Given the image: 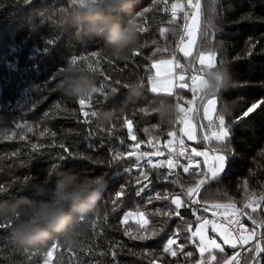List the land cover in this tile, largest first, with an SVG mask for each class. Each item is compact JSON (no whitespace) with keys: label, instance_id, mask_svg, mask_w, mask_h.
<instances>
[{"label":"trees","instance_id":"obj_1","mask_svg":"<svg viewBox=\"0 0 264 264\" xmlns=\"http://www.w3.org/2000/svg\"><path fill=\"white\" fill-rule=\"evenodd\" d=\"M179 1L137 0L135 23L144 29L138 33L140 46L135 50L140 54L133 56L132 52L128 60L116 61L103 51L102 41L77 43L71 36L60 34L50 20H44V15L62 0H0V188L3 189L0 199L44 198L23 191V185L38 179L49 188L54 186V180L48 184L45 178V171L53 169L54 165L61 171L102 175L107 181L97 214L73 248L60 240L49 241L44 249L14 245L8 239L11 228L8 221L0 220L4 225L0 228V264H43L50 250L53 251L49 264H196L200 259L198 242L187 229L191 225L193 230L197 217L207 215L200 208L234 204L243 209L250 198L264 196V104L249 117H243V112L253 103L264 101V0H201L197 49L215 53L216 65L227 63L236 86L225 94L232 101L233 110L224 116L231 134L229 163L226 172L221 174L222 184L219 189H206L205 197L202 193L196 197L198 206L182 207L183 219L175 216L169 219L156 213L174 212L175 205L171 204L174 196H180L187 204V189L198 182L202 169L190 167L193 175L189 177L183 167L170 170L167 164L159 169L137 168L136 156H127L130 152L166 150L170 139L168 131L179 125L178 112L171 123L162 125L146 104L143 107L129 104L104 129L96 128L91 117L88 118L90 124L84 122L83 111L91 112L113 104L119 106L125 99L123 85L129 80L140 81L147 96L167 97L175 106L192 97L189 91L179 88L172 97L161 92L154 94L149 86L153 63L173 54L177 56L185 22L182 12L172 22L171 5ZM161 28L167 30L164 35ZM164 48L168 51H157ZM93 53L98 55L93 56ZM73 58L85 67L93 64L97 86L102 89L85 99L91 106L84 110L79 99L67 97L57 89L64 65ZM112 88L119 90L113 100L109 98ZM216 98L218 115L221 98ZM125 119L132 121L131 136ZM16 124L25 127L17 129ZM28 127L32 128L31 132L27 131ZM45 129L48 131L41 135ZM200 130L201 142L194 147L213 151L219 147L214 139L205 140ZM13 132L15 136L11 135ZM5 133L11 138H4ZM20 135L25 139L20 140ZM61 144L72 153L71 157ZM32 145L39 147L33 150ZM191 148L185 149L187 157H191L188 153ZM116 153L125 154L119 163L113 159ZM183 156L178 160L184 166ZM150 158L153 164L161 160L160 157ZM141 164H146V160ZM126 168L128 172L124 171ZM142 172L148 174V180H144ZM121 190L123 195L117 197L116 193ZM137 191H141L140 196ZM157 194L169 198L156 200ZM258 202L255 212L247 211L257 224L264 221V201L259 199ZM126 211L144 212L149 220L147 228H141L134 221L122 223ZM243 222L249 231L258 232L247 216ZM153 229L160 235L147 241L125 235L129 230L131 235H146ZM170 237L177 241L172 249L177 253L175 257L163 251ZM53 243L58 244L56 249L51 248ZM254 243L245 245L240 264L251 263L253 253L249 248L254 247ZM233 251L227 248L224 253H215L222 262ZM260 259L264 261V254Z\"/></svg>","mask_w":264,"mask_h":264},{"label":"clouds","instance_id":"obj_2","mask_svg":"<svg viewBox=\"0 0 264 264\" xmlns=\"http://www.w3.org/2000/svg\"><path fill=\"white\" fill-rule=\"evenodd\" d=\"M137 0H62L44 15V20L60 34L71 36L77 43L102 41L103 51L116 61H126L139 45V28L135 23ZM236 86L227 63L209 67L202 72L198 85L201 98H221L220 114L226 116L233 103L225 94ZM57 89L70 98L87 99L102 91L96 83L93 70L69 60L61 73ZM125 99L119 106L99 107L91 115L94 126H110L129 104L147 105L160 124L171 123L177 115L174 103L167 97L147 96L144 85L129 80L123 85ZM119 94L112 88L114 99ZM48 187L38 179L25 182L23 191L32 192L40 199L20 196L16 200L0 199V220L12 222L8 239L22 248L44 249L49 241L60 240L68 248L77 246L78 237L88 230L92 217L98 212V203L106 188L104 176H86L72 170L45 171ZM206 191V190H205ZM205 191L202 193L205 197Z\"/></svg>","mask_w":264,"mask_h":264},{"label":"snow or ice","instance_id":"obj_3","mask_svg":"<svg viewBox=\"0 0 264 264\" xmlns=\"http://www.w3.org/2000/svg\"><path fill=\"white\" fill-rule=\"evenodd\" d=\"M27 2V0H26ZM187 4L189 8H194L195 11L191 14V19H193V21H197V24L195 27H193L190 31L187 32V34L192 37L189 41V46L185 47V48H179V52L182 53L183 58H188L189 59V63L191 62V59L194 58L193 57V52L191 51V48L194 47L197 43V39H196V33L199 30V24H198V19H199V14H200V8H201V0H187ZM171 10H172V22L175 21L176 19V13L177 11L183 12L184 15V19L185 21H187L189 19V12L186 11L184 9V6L181 4H177V3H173L171 5ZM185 29L188 28V25L185 24ZM144 29L142 27H139V31H143ZM167 30L164 28H161L160 32L161 35H164V33ZM204 36H207V32L204 33ZM181 40H183V37H181ZM49 43H52V41H49ZM157 51H168L167 48L164 49H157ZM140 53L138 51H134L133 52V56H137ZM93 56H97V53H93ZM212 59H215V53L211 54ZM73 62H77L76 58L72 59ZM203 61H204V54L201 53L200 54V62L201 65H203ZM97 64L99 63V61L96 62ZM158 63H162V64H168L171 66L170 69V76L168 77L169 81L171 80H178L181 81V83L177 84H170V87L167 88V96L168 97H172L175 93H174V89H176L177 87L179 89H183L187 83L186 81V76L185 73L188 72V68L182 64L180 62L179 59H177L176 55L173 54L171 59L168 60H160L157 62L153 63V67H156ZM222 64V63H221ZM216 66V64L212 63L210 61L208 68L209 67H214ZM88 68L91 70L93 69V64L89 63L88 64ZM177 72L179 73L177 75ZM191 81H192V92H193V96H196V93L198 92V85L199 82L202 79V73H198V74H191L188 73ZM149 81L151 83V91L154 94L159 93V81L155 80L152 77H149ZM91 98V96H90ZM203 99V98H201ZM78 103L81 107L82 110L90 107V103L86 102L84 99H79ZM208 104L210 106V108H206L205 109V118L209 121V125L210 126H217V121H218V130L212 132L211 137L205 135L204 139L205 140H212L214 139L219 147H217L214 151L217 153V155L215 156V159L218 161V166H213L212 168L208 169L207 171H201L199 173V178H198V182L193 186V187H189L187 189L186 195L188 197V202L186 204V202L184 200H181L180 198H173L171 199V204L175 205V211H169V212H163L160 213L159 211H157L156 214L158 215H164L167 216L169 219H171L173 216L175 217H180L181 219H183V217L181 216V212L180 209L182 207L187 206L188 204L191 205H196L198 204V200L194 199V197H198L201 195V193H203L206 189L208 188H212L215 187L217 189H219L220 185L222 184V173L226 172V168L227 165L229 163V146H228V141L230 139V129L228 127V125L226 124L225 121V117L221 114L216 115L215 119H213V115H212V111L214 110L216 104H217V99L214 97L213 99H209L208 100ZM261 104H264V101H261L259 103H253L250 107L247 108L246 111L243 112V117H249V115L251 113H254L258 108H260ZM176 109L178 113H182L183 116L180 117L179 119V123L184 124L185 127L184 128H180L179 131L181 133H184L185 135H187L189 140L195 139V130L193 129V127L191 125L188 124V112L189 111H193L192 109H188L186 110L183 107H180L179 104L176 105ZM95 110H92L91 112L89 111H83V115L85 117V123H91V120L88 119L89 117H91L92 113ZM48 115V114H45ZM125 123L128 126V130H129V135H132V121L129 119H125ZM22 127H25V125H21V124H16V128L20 129ZM27 131L31 132L32 128L28 127ZM48 130L45 129L44 132H41V135H44ZM145 131H148L147 129H145ZM12 136H15L16 133H12ZM54 135V134H53ZM167 135L169 137H173L174 139L177 137V133L175 131H168ZM4 138L6 139H10L11 137L7 135V133H5ZM20 140H24L25 137L23 135H20L19 137ZM178 143L183 146L184 145V140L183 139H179ZM33 150H37L38 149V145H32ZM61 148H64V151L68 153V155L71 157L72 153L68 151L67 148L64 147L63 144L60 145ZM169 158L164 161V160H160L159 162H157L156 164H153L152 159L150 158L151 156H161L163 155V153H161L160 151H156L153 153H147V152H142L139 154H136L135 152H130L127 154L128 157L131 156H136V166L137 168H142V167H147V166H151L153 169H159V168H163L165 164H167L168 168L171 170L173 168L176 167H183V171L184 173L188 174L189 177H191L193 175V173L190 171L189 167L183 166L180 164L179 160H178V156H183L184 152L181 150L179 152H177L173 146H172V142H169ZM194 154L196 156H204L205 160H207V155L204 152H200V151H195L194 150ZM125 157L124 153H116L113 156V159L119 163L123 158ZM59 159H64V157H59ZM142 160H146V164H141ZM55 165L53 166V169H55ZM125 172H128L129 169H125ZM141 175L143 176L144 180H148V174L145 172H142ZM139 183V180H138ZM148 185H144V187L146 188ZM0 191H3L2 188H0ZM137 196L141 195V191H137ZM123 195V190L118 191L116 193L117 197H120ZM169 197L167 195H164L163 197H161L159 194H157L154 199L156 200H160V199H164L167 200ZM261 201H264V196H261L259 198ZM149 203L152 202V198L149 199L148 201ZM113 203H115V201H113ZM221 205H217V207H220ZM259 206V202H256V206H253V203L251 202V198H250V203L245 204L244 208H237L234 204H229V205H223V207L227 208H231L232 209V213H231V217L226 218L228 219V227L224 228L222 230L219 231V236L220 238L223 240L225 245H228L231 249L235 250L238 247L239 248H243L245 245H249L250 243H252V241H255L254 243V247L249 248V251L251 253H253L252 255V260L254 262V264H264V261H261L260 257L262 254H264V233H261L259 237H257V234L255 231H252L250 233V237H245V236H241L239 235V233L241 232V230H247L244 228V224L241 222V219H238L236 217H244L247 216V218L249 220H251L253 225H257L260 228H264V221L260 222L259 224H257V220L254 219L247 211H245L247 208L251 207L252 211L255 212L257 207ZM133 213H128L126 214L124 220L122 221V223L126 222L129 216H132ZM135 215H138L140 217V219L142 220V223L140 225L141 228L146 229L147 226L149 225V220L146 218V214L144 212H138ZM197 219L199 220V217H197ZM95 223V222H94ZM208 221L204 220L203 224H201L199 227L196 228V231H192V226L189 225L187 231L191 233L192 237H196L197 235L200 236V240H201V244H203V235L201 233V230L203 229V227L205 225H207ZM8 226L11 227L12 226V222L8 221ZM4 225L0 224V228H3ZM163 231V230H161ZM212 231L213 232H217V226L215 225V223H213V227H212ZM125 235H128L131 239L133 240H141V241H147V240H151L154 239L155 237L160 235V232H157L155 229H153L150 233L146 234V235H131L130 230L129 231H125ZM177 241L173 238L168 239L167 243L165 244L163 251L165 253H171L172 256H176L177 253L172 250V245L176 244ZM193 243H195V241H193ZM209 245H205L203 247H200L199 250L203 256V254L205 252H207L209 254L210 259L208 260L207 264H221L220 260L217 258V256L214 254L215 252H220V253H224L225 249L224 247H222L220 244H218L214 239L209 238ZM58 247L57 243H53L51 245L52 249H56ZM242 253L240 252H236L235 255L231 258L232 264H238L237 262V257L240 256ZM48 256H51L52 253L51 251H49L47 253ZM188 256H191L192 253H187ZM197 264H202V262L198 261ZM223 264H229V262L227 260H225L223 262Z\"/></svg>","mask_w":264,"mask_h":264},{"label":"rangeland","instance_id":"obj_4","mask_svg":"<svg viewBox=\"0 0 264 264\" xmlns=\"http://www.w3.org/2000/svg\"><path fill=\"white\" fill-rule=\"evenodd\" d=\"M177 4H181L184 6V9L186 11L189 12V19L187 21H185L184 19V26L185 24L188 25V28L185 29V27L183 28V40H181L179 46H178V53H177V59L180 60V62L182 64H184L187 68H188V72L185 73L186 76V85L183 89L189 90L188 88L190 87V84L192 83L188 73H191L193 75L198 74V73H202L205 69L208 68V65L210 63V61L212 63L215 64V59L213 60L211 57V53L204 51V50H198L197 49V43L194 47L191 48V51L193 52V57L191 59V62L189 63V59L188 58H183L182 53L179 52V48H185L189 46V41L192 37H190L187 32L190 31L193 27L196 26L197 21H193V19H191V14L195 11L194 8H189L188 4H187V0H181L179 1ZM180 13V11H177L176 15ZM183 13V12H182ZM184 16V15H183ZM198 24H199V30H200V26H201V8H200V14H199V19H198ZM199 30L196 33V39L198 42V38H199ZM203 53L204 54V61H203V65H201L200 62V54ZM176 55V54H175ZM171 57H167L164 59H160V60H168L171 59ZM157 60V61H160ZM155 61V62H157ZM170 69L171 66L168 64H162V63H158L156 67H153V76H151L152 78H154L155 80L159 81V92L161 93H166L167 92V88L170 87V84H179L181 83V81L178 80H171L169 81L168 77L170 76ZM179 73L177 72V75ZM149 86H150V90H151V83L149 81ZM186 86L188 88H186ZM178 89V87L176 89H174V93L175 91ZM192 97L191 98H186L183 100V102H187L190 101L191 105L189 107L187 106H183V108H185L186 110L188 109H192L193 111H189L188 112V124L191 125L193 127V129L195 130V139L189 140L187 135H185L184 133H181L179 131L180 128H184L185 125L179 123L178 127L173 130L177 133V137L174 139L173 137H170V139L166 142V150H162L160 151L161 153H163V155L159 156L161 158V160L166 161L169 158L170 152H169V142H172V146L175 150H179L181 151L182 148H187V147H192L190 149V151L188 153H190L191 157H187V155L184 154L183 158L186 159V163H184V166L186 167H193V166H198L199 168H201L203 171H207L208 169L212 168L214 165L218 166V161L215 159V156L217 155V153L213 150L208 149L207 147H194L195 145L199 144L201 142V137L199 136V130L201 132V134L205 137V135L210 136L212 135V132L217 131L218 130V121H217V126H210L209 125V121L205 118V109L206 108H210L209 104H208V100L209 99H213L214 97L211 98H203L201 99L200 97V93L199 91L196 93V96H193V93H191ZM216 98V97H215ZM217 99V98H216ZM216 108H217V104L214 108V110L212 111V115H213V119H215L216 117ZM183 116L182 113L178 114V121L180 119V117ZM199 117H200V121H199ZM205 124V125H204ZM202 126V128H201ZM179 139H183L184 140V145L181 146L178 143ZM194 150L195 151H200V152H204L207 155V160H205L204 156H196L194 154ZM183 151V149H182ZM185 152V150H184ZM165 154H167V157L164 158ZM151 157H157V156H151ZM180 156H178L177 158H179ZM180 198V196H174L173 198ZM172 198V199H173ZM194 199H196V197H194ZM209 208L208 206H204L201 207L200 210L203 211V213L207 214L205 215L203 218L199 219L198 221H196L194 223V228L192 231H196V228L199 227L201 224H203L204 220H207L208 223L207 225H205L203 227V229L201 230V233L203 235V244H201V240H200V236L197 235L196 237H192L193 239H196L198 242V249L200 247H203L205 245H209V238L214 239L218 244H220L222 247H224V249L226 250L227 248H230L228 245H225L223 240L220 238L219 236V231L227 228V225L219 222V221H215L210 215L209 213L205 212V209ZM212 209V208H211ZM216 210H218V212L220 213V215L222 217H227L228 215H231L232 213V209L231 208H225L223 206H220L218 208H216ZM263 210H264V205H263ZM141 212V211H126L124 212V214L122 215V221L124 220L126 214L128 213H133L132 216H129L127 221H134L137 222L141 225L142 220L140 219V217L138 215H135L136 213ZM213 223H215V225L217 226L218 231L217 232H213L212 231V227H213ZM258 226H257V230H258ZM257 232V231H256ZM239 235L242 236V233L240 232ZM173 238V237H170ZM168 238V239H170ZM168 239L166 240L165 244L167 243ZM175 239V238H173ZM176 240V239H175ZM173 249V245L171 246ZM51 253L53 250H50ZM236 252H239L238 250H234L225 260H227L229 262V264H232L231 258L235 255ZM200 259L199 261L202 262V264H207L208 260L210 259L209 254L207 252H205L202 256L200 250ZM216 255V253H214ZM52 256V255H51ZM51 256H46L44 263L43 264H49L51 261ZM217 256V255H216ZM238 260V257L236 258ZM223 260L221 262V264H223V262L225 261ZM197 264V263H196Z\"/></svg>","mask_w":264,"mask_h":264},{"label":"built area","instance_id":"obj_5","mask_svg":"<svg viewBox=\"0 0 264 264\" xmlns=\"http://www.w3.org/2000/svg\"><path fill=\"white\" fill-rule=\"evenodd\" d=\"M190 91H192V83L190 84ZM190 105H191L190 102H186V106H190ZM258 200H259V197H257V196L252 197L251 202L253 203V206H254V203L257 202ZM247 210H252V208L249 207V208H247ZM205 212L209 213L214 220L219 221V222L227 225V227H228V219H226V218L231 217V215H228L227 217H222L217 210H213L211 208H206ZM236 218L241 219V222L243 223V220H242L243 217H236ZM244 228H246L245 224H244ZM240 260H239V264H240Z\"/></svg>","mask_w":264,"mask_h":264},{"label":"crops","instance_id":"obj_6","mask_svg":"<svg viewBox=\"0 0 264 264\" xmlns=\"http://www.w3.org/2000/svg\"><path fill=\"white\" fill-rule=\"evenodd\" d=\"M252 231H245V230H241V233H242V236H245V237H250V233H251ZM253 242V241H252ZM241 250V249H240ZM238 251H239V249H238Z\"/></svg>","mask_w":264,"mask_h":264},{"label":"water","instance_id":"obj_7","mask_svg":"<svg viewBox=\"0 0 264 264\" xmlns=\"http://www.w3.org/2000/svg\"><path fill=\"white\" fill-rule=\"evenodd\" d=\"M264 228H258V233H257V237H259L260 236V234H261V232H262V230H263ZM250 264H254V262H253V260L251 261V263Z\"/></svg>","mask_w":264,"mask_h":264},{"label":"bare ground","instance_id":"obj_8","mask_svg":"<svg viewBox=\"0 0 264 264\" xmlns=\"http://www.w3.org/2000/svg\"><path fill=\"white\" fill-rule=\"evenodd\" d=\"M205 125V124H204Z\"/></svg>","mask_w":264,"mask_h":264}]
</instances>
